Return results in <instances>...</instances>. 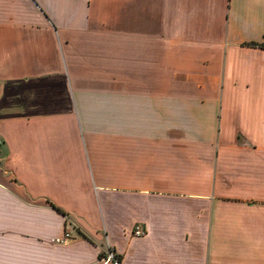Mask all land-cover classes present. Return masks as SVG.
<instances>
[{
	"label": "crops",
	"instance_id": "1",
	"mask_svg": "<svg viewBox=\"0 0 264 264\" xmlns=\"http://www.w3.org/2000/svg\"><path fill=\"white\" fill-rule=\"evenodd\" d=\"M262 44L264 0H0V264H264Z\"/></svg>",
	"mask_w": 264,
	"mask_h": 264
},
{
	"label": "built area",
	"instance_id": "2",
	"mask_svg": "<svg viewBox=\"0 0 264 264\" xmlns=\"http://www.w3.org/2000/svg\"><path fill=\"white\" fill-rule=\"evenodd\" d=\"M1 144H2V140L0 138V145ZM144 232H145V229L142 228L141 226L135 227V231H134L135 234L141 235ZM65 238L66 239L70 238L69 232L65 234ZM101 261H102V264H122L119 254L116 252L115 248H113L112 246L108 247Z\"/></svg>",
	"mask_w": 264,
	"mask_h": 264
},
{
	"label": "trees",
	"instance_id": "3",
	"mask_svg": "<svg viewBox=\"0 0 264 264\" xmlns=\"http://www.w3.org/2000/svg\"><path fill=\"white\" fill-rule=\"evenodd\" d=\"M261 47H264V44L260 45Z\"/></svg>",
	"mask_w": 264,
	"mask_h": 264
}]
</instances>
